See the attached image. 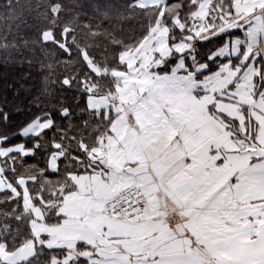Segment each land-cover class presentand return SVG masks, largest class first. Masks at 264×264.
Masks as SVG:
<instances>
[{"label":"snow or ice","instance_id":"snow-or-ice-1","mask_svg":"<svg viewBox=\"0 0 264 264\" xmlns=\"http://www.w3.org/2000/svg\"><path fill=\"white\" fill-rule=\"evenodd\" d=\"M179 7L188 9L184 17L178 13L175 27L165 24L153 37L150 66L138 61L143 88L137 99L147 123L130 141L121 139L116 145L134 155L120 167L107 162L105 167L109 180L117 181L124 179L125 165H136L133 171L146 200L160 206L163 198L170 199L186 217L198 247L182 241L161 254L159 264H211L208 240L197 230L202 220L229 206L264 203V0H187ZM207 45L212 47L204 50ZM17 88L6 85L0 93V129H8L0 131V154L22 155L28 161L43 151L47 166L26 165L39 168L44 177L38 189L30 186L37 174L17 177L13 168L9 177L0 167V193L6 194L0 204L12 205L0 213V264H96L76 244L59 239L50 223V217L54 221L62 213L45 198L44 185H50L48 177L62 162L69 166L66 150L55 140L52 152L41 146L42 134L55 127L47 116L37 113L20 129L8 128L14 114L25 110L9 112L8 101L23 95ZM17 137L20 141L14 142ZM110 137H116L111 121L94 126L85 122L77 151L95 163L100 149L112 147ZM48 192L54 195L51 187Z\"/></svg>","mask_w":264,"mask_h":264},{"label":"trees","instance_id":"trees-1","mask_svg":"<svg viewBox=\"0 0 264 264\" xmlns=\"http://www.w3.org/2000/svg\"><path fill=\"white\" fill-rule=\"evenodd\" d=\"M137 1L0 0V93L6 85L18 86L23 95L15 101L10 99L8 109H25L14 114L8 128L20 129L37 113L47 116L54 120L55 127L42 134L41 146L48 145L52 152L55 140L64 146L61 151L66 150L69 166L64 167L62 162L59 171L48 177L50 185H44L43 194L55 203V211H59L64 194L74 190L69 176L95 168L96 163L91 162L87 153L77 151L85 122L94 126L98 122H112L115 117L111 109H90L87 98L115 93L114 71L126 69L120 61L121 53L137 47L159 16L160 24L175 27L176 15L183 18L188 11L179 7L187 5V0H167L162 13L160 5L140 7L135 4ZM210 47L207 45L204 50ZM65 109L67 115L62 116ZM20 139L17 137L14 142ZM87 143L94 146L92 139ZM46 160L45 152L37 151L28 161L22 155L2 157L0 167L8 170L9 177L13 176V168L17 177L37 174L36 184L30 186L38 189L44 184V177L39 175V168L26 165L36 163L45 168ZM49 187L54 195H49ZM3 195L6 194L0 193ZM11 208V204H0V213ZM61 219V215L54 221L50 217V223L59 224Z\"/></svg>","mask_w":264,"mask_h":264},{"label":"crops","instance_id":"crops-1","mask_svg":"<svg viewBox=\"0 0 264 264\" xmlns=\"http://www.w3.org/2000/svg\"><path fill=\"white\" fill-rule=\"evenodd\" d=\"M166 1L138 0L135 4L140 7L160 5L162 13ZM159 19L137 47L121 53L120 61L126 69L114 71L117 95L96 96L92 99L94 106L90 104L91 98H87L90 109L113 110L115 117L112 125L116 137L109 138L112 147L99 150L93 170L69 176L74 190L64 194L59 204L62 219L59 224L52 225L59 239L76 244L79 251L88 253L90 260L96 264H159L161 254H166L182 241L191 240L192 248L198 247L197 237L188 230L182 210L170 199L163 198L160 206L146 200L143 216L135 221H128L123 216L109 217L103 212L104 202L112 195L128 187H138L139 178L133 171L136 165H125L121 173L124 179L111 181L107 175L110 169L105 167V163L117 168L124 159L131 158L134 153L118 151L116 145L121 139L123 142L130 141L134 132H139L147 123L145 111L137 108L140 102L137 93L140 92L139 87H143V82L137 78L138 61L150 66V56L155 47L153 37L164 28ZM124 96L132 97L125 105L128 113L118 111ZM5 156L0 154V158ZM262 208L264 203L253 200L251 204L245 202L242 209L229 206L219 214L202 220L197 230L202 239L208 240L212 251L206 258L211 264H216L217 260L219 264H264ZM199 247L203 249L204 245Z\"/></svg>","mask_w":264,"mask_h":264},{"label":"built area","instance_id":"built-area-1","mask_svg":"<svg viewBox=\"0 0 264 264\" xmlns=\"http://www.w3.org/2000/svg\"><path fill=\"white\" fill-rule=\"evenodd\" d=\"M138 187H128L108 198L103 212L109 217L123 216L128 221L140 219L146 209V198Z\"/></svg>","mask_w":264,"mask_h":264},{"label":"rangeland","instance_id":"rangeland-1","mask_svg":"<svg viewBox=\"0 0 264 264\" xmlns=\"http://www.w3.org/2000/svg\"><path fill=\"white\" fill-rule=\"evenodd\" d=\"M118 84H119V81H118ZM142 86H140L139 87V91H141L142 90ZM115 95H117V92H115L114 94H111V95H108V97H115ZM127 95V94H126ZM147 95H148V93L146 92L143 96H145V97H147ZM89 98H91V100H90V104H91V106H94V103H93V100L92 99H96L97 97L95 96V95H89ZM132 99V97H128V96H124V97H122V102H123V104L121 105V107H120V109L119 110H123V111H125L126 113H128L129 112V109H128V107H126L125 105L126 104H128V103H130V100ZM140 103V102H139ZM139 103H138V105H137V108H139L138 110H142V111H145L143 108H140L139 107ZM120 105V104H119ZM135 110V109H134ZM120 112V111H119ZM121 113V112H120ZM119 113V114H120ZM42 123H47V120H44V121H42ZM27 203H28V201H27V199H25V204L27 205Z\"/></svg>","mask_w":264,"mask_h":264}]
</instances>
